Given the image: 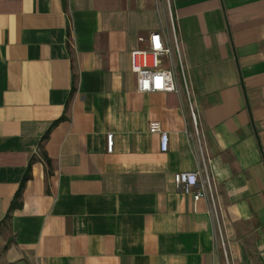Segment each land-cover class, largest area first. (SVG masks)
I'll list each match as a JSON object with an SVG mask.
<instances>
[{
	"label": "crops",
	"instance_id": "crops-1",
	"mask_svg": "<svg viewBox=\"0 0 264 264\" xmlns=\"http://www.w3.org/2000/svg\"><path fill=\"white\" fill-rule=\"evenodd\" d=\"M171 15L197 129L131 67ZM0 264H264V0H0Z\"/></svg>",
	"mask_w": 264,
	"mask_h": 264
},
{
	"label": "built area",
	"instance_id": "built-area-1",
	"mask_svg": "<svg viewBox=\"0 0 264 264\" xmlns=\"http://www.w3.org/2000/svg\"><path fill=\"white\" fill-rule=\"evenodd\" d=\"M171 31L157 30L151 32L147 37H140L139 41L144 47H139L131 52L132 71L137 76V89L142 93L180 91L179 82L183 84L186 92L192 120L197 129L196 114L193 110L186 68L182 57L180 42L176 33L171 15ZM149 131L160 135V148L167 152L169 148V134L159 121H151ZM108 152L114 148V135L107 136ZM201 172L183 171L174 175L176 187L186 194H193L195 200L206 197L210 204V215L214 221L216 232L223 244L221 232V219L219 206L216 201L215 192L211 183V177L204 167V179L200 181Z\"/></svg>",
	"mask_w": 264,
	"mask_h": 264
},
{
	"label": "trees",
	"instance_id": "trees-1",
	"mask_svg": "<svg viewBox=\"0 0 264 264\" xmlns=\"http://www.w3.org/2000/svg\"><path fill=\"white\" fill-rule=\"evenodd\" d=\"M52 127H53V126H52ZM52 127L49 129L47 135H49V132L51 131ZM48 161H49V160H48ZM29 177H30V174H29V172H28L27 175L24 177V180H23V182H22L21 188H20V190H19V192H18V194H17V196H16V198H15V201H14V205H13V207H18V206L21 205V203L18 201V199L21 197V195H22V189H23L24 183L27 181V179H29Z\"/></svg>",
	"mask_w": 264,
	"mask_h": 264
}]
</instances>
